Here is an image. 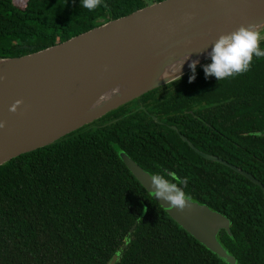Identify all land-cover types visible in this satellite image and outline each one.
<instances>
[{"label": "trees", "instance_id": "trees-1", "mask_svg": "<svg viewBox=\"0 0 264 264\" xmlns=\"http://www.w3.org/2000/svg\"><path fill=\"white\" fill-rule=\"evenodd\" d=\"M161 1L104 0L106 7L89 11L80 0H25L22 7L0 0V59L39 52ZM210 63L191 82L193 72L0 166V264H108L114 255L116 264H224L165 214L124 157L149 175L187 178L191 203L229 221L230 234L217 239L236 264H264L262 191L180 139L264 188V58L220 81L205 77Z\"/></svg>", "mask_w": 264, "mask_h": 264}, {"label": "water", "instance_id": "water-1", "mask_svg": "<svg viewBox=\"0 0 264 264\" xmlns=\"http://www.w3.org/2000/svg\"><path fill=\"white\" fill-rule=\"evenodd\" d=\"M242 24L264 31V0H162L39 52L0 59V166L183 77L193 61H199L195 69L201 67L211 61L208 53L219 35ZM180 139L264 197L250 174ZM123 164L178 227L224 264H236L217 241L220 231L230 234L225 217L196 203L169 211L149 193L150 175L127 157ZM117 260L114 255L108 264Z\"/></svg>", "mask_w": 264, "mask_h": 264}, {"label": "clouds", "instance_id": "clouds-1", "mask_svg": "<svg viewBox=\"0 0 264 264\" xmlns=\"http://www.w3.org/2000/svg\"><path fill=\"white\" fill-rule=\"evenodd\" d=\"M80 5L89 11L106 7L104 0H80ZM262 42H264V33L254 24H242L230 33L219 35L208 53L211 63L203 67L205 77H215L220 81L248 72L255 59L264 58ZM198 63L199 61H193L189 65L193 72L190 82L195 78V68ZM3 127L4 124L0 122V128ZM149 179L152 189L149 193L152 197L164 201L169 211L175 209L182 212L190 206L191 196L183 190L188 185L187 178L168 172L166 175L152 174ZM125 242L130 243V238L126 237Z\"/></svg>", "mask_w": 264, "mask_h": 264}, {"label": "rangeland", "instance_id": "rangeland-1", "mask_svg": "<svg viewBox=\"0 0 264 264\" xmlns=\"http://www.w3.org/2000/svg\"><path fill=\"white\" fill-rule=\"evenodd\" d=\"M25 2V0H17V2H15V4L18 6V7H22L23 3ZM149 5H151L150 3H148ZM264 33V32H263ZM218 241V239H217ZM219 243V241H218ZM220 244V243H219ZM221 245V244H220ZM222 246V245H221ZM223 248V247H222ZM226 250V249H225ZM227 251V250H226ZM228 252V251H227ZM229 254V253H228ZM230 255V254H229ZM216 256V255H214ZM231 256V255H230ZM217 257V256H216ZM232 257V256H231ZM234 259V258H233ZM235 260V259H234Z\"/></svg>", "mask_w": 264, "mask_h": 264}, {"label": "flooded vegetation", "instance_id": "flooded-vegetation-1", "mask_svg": "<svg viewBox=\"0 0 264 264\" xmlns=\"http://www.w3.org/2000/svg\"><path fill=\"white\" fill-rule=\"evenodd\" d=\"M112 117H113V116L108 117V119H106V121H105L106 123L103 124V125H106V124H109L110 122H113L114 120L112 119ZM110 119H111V120H110ZM108 120H109V122H108ZM99 125H101V123L98 124V126H99Z\"/></svg>", "mask_w": 264, "mask_h": 264}, {"label": "built area", "instance_id": "built-area-1", "mask_svg": "<svg viewBox=\"0 0 264 264\" xmlns=\"http://www.w3.org/2000/svg\"><path fill=\"white\" fill-rule=\"evenodd\" d=\"M144 1H149V0H144Z\"/></svg>", "mask_w": 264, "mask_h": 264}]
</instances>
